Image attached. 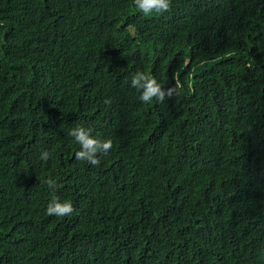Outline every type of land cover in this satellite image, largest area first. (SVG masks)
I'll list each match as a JSON object with an SVG mask.
<instances>
[{
    "label": "trees",
    "instance_id": "trees-1",
    "mask_svg": "<svg viewBox=\"0 0 264 264\" xmlns=\"http://www.w3.org/2000/svg\"><path fill=\"white\" fill-rule=\"evenodd\" d=\"M0 264H264V0H0Z\"/></svg>",
    "mask_w": 264,
    "mask_h": 264
},
{
    "label": "clouds",
    "instance_id": "clouds-1",
    "mask_svg": "<svg viewBox=\"0 0 264 264\" xmlns=\"http://www.w3.org/2000/svg\"><path fill=\"white\" fill-rule=\"evenodd\" d=\"M136 9L145 16H150L153 13L162 14L169 12L171 9V0H133ZM133 28L129 25V30ZM174 86L165 90L161 83L152 76L143 71H137L131 76V87L140 92L139 99L145 103H165L166 99H170L180 94L184 88V83L181 81L180 73H173ZM192 87L191 84L188 85ZM106 104H111L110 99L105 100ZM75 142L80 146V150L76 152L75 159L87 162L93 166H99L101 157L106 156L113 147L111 139H101L93 134L92 128L84 126L74 127L69 133ZM40 159L47 162L50 159V153L45 150L41 153ZM45 183L52 190L56 188V181L48 178ZM74 206L69 200H61L57 196H53L50 200L46 214L49 216L65 217L70 216L74 212Z\"/></svg>",
    "mask_w": 264,
    "mask_h": 264
}]
</instances>
